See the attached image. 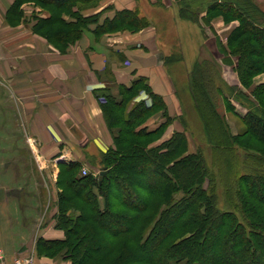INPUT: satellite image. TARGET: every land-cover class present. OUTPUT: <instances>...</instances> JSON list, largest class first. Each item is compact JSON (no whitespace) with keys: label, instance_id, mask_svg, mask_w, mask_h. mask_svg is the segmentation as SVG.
<instances>
[{"label":"trees","instance_id":"16d2710c","mask_svg":"<svg viewBox=\"0 0 264 264\" xmlns=\"http://www.w3.org/2000/svg\"><path fill=\"white\" fill-rule=\"evenodd\" d=\"M92 1L14 0L8 15L20 16L26 2L41 7L48 16L36 21L34 32L62 48L74 44L89 24L97 22L98 15L82 17L74 10ZM205 9L207 18L221 12L240 20L241 31H235L233 37L246 38L255 46L250 51L242 48L245 45L237 50L238 72L245 71L250 80L264 71L262 28L234 2L217 1ZM64 15L72 19L66 20ZM147 25L137 13L121 11L92 33L101 37L119 30L134 32ZM142 84L149 88L139 79L123 89L130 93ZM253 95L258 107L244 114L237 113L226 98L228 111L246 130L237 139L225 129L217 139L214 148L229 151L232 163V169L224 168L220 178L200 152L183 156L186 139L181 134L147 149L144 141L154 137L162 123L154 130L137 127L162 104L156 95L149 93L150 104L134 100L129 110L121 99L106 95L110 101L100 106L108 131L112 134L119 125L125 127L114 136L117 148L102 154L98 175H82L78 162L59 164L54 218L64 239L39 240V255L53 257L62 252L70 264H264V103L260 101L264 84L254 89ZM95 97H100L96 91ZM108 105L118 111L125 106L123 116L110 117ZM209 107L216 112L211 102ZM250 146H256V151ZM101 171L105 175L99 180ZM219 184L222 190L218 196ZM157 199H164L165 206L154 213L153 222L142 225L143 216L149 217ZM71 211L77 215L70 216Z\"/></svg>","mask_w":264,"mask_h":264},{"label":"crops","instance_id":"0c3cea01","mask_svg":"<svg viewBox=\"0 0 264 264\" xmlns=\"http://www.w3.org/2000/svg\"><path fill=\"white\" fill-rule=\"evenodd\" d=\"M13 2L0 0V120L16 122V136L27 139L32 169L41 177L23 182L13 171L0 179V264H70L62 252L39 255L37 243L63 239L54 221L58 165L79 162L85 168L83 153L104 152L110 144L94 92L109 81L130 88L144 79L168 104L172 87L163 62L167 50L157 41L152 13L170 11L182 42L188 25L178 18L172 0H94L74 9L82 17L98 15L94 27L88 26L74 44L59 48L34 32L38 18L48 16L45 10L26 2L20 16L9 18ZM121 11L135 12L151 26L134 34L119 30L94 36L97 25ZM141 100L150 104L145 96ZM161 118L143 127L154 130Z\"/></svg>","mask_w":264,"mask_h":264},{"label":"rangeland","instance_id":"374dc122","mask_svg":"<svg viewBox=\"0 0 264 264\" xmlns=\"http://www.w3.org/2000/svg\"><path fill=\"white\" fill-rule=\"evenodd\" d=\"M217 1L236 3L264 32V0H186L183 2L182 0H172L177 8L178 18L188 25V33L184 32L183 42L178 39L177 27L170 11L167 14L162 10L153 11L152 13L153 20L155 19L157 22L154 26L157 41L167 50V56L163 59V62L172 87V97L169 99V103L167 104L162 97L155 94L151 88L144 87L143 84L138 87L134 86L133 90L127 93L122 86L109 81L106 88L95 91L96 94H100L97 99L99 106L101 104L107 105V102L110 101L105 99L107 95L121 99L125 105H128L127 110L130 109L134 100L137 101L140 96L148 98L149 93L156 95L162 101V104L146 116L137 127L141 128L149 120L157 118L160 114L164 115L161 118L162 126L156 135L144 141L147 149L156 148L173 138L174 135L181 134L186 139L183 156L200 152L210 170L220 178L223 177L224 168L226 171L232 169H230L232 163L230 164L231 154L229 151L219 150V147L214 148L217 139L222 135V132L225 134V131L239 139L246 130L244 123L228 111L225 103L226 98H229L239 114H244L246 110L258 107L259 102L257 97L253 95V91L264 84V71L254 75L250 80L246 78L247 73L245 71L238 72L239 58L237 53L240 47L245 45L242 48L250 51L255 46L252 43L248 44L246 38L236 39L233 37L235 31H241V21L233 18L231 14L225 15L216 12L214 14L210 13L209 18H207L205 8ZM182 3L186 4L187 8ZM47 15L48 13L45 11L44 16ZM92 24H89V26L94 27ZM150 26L148 24L134 32L129 30H121V32L128 31L134 34ZM231 50L236 53L233 55ZM260 101L264 103L263 98ZM209 102L212 103L217 113H214L212 108L209 107ZM107 107L110 111L112 110L111 105ZM124 112L125 106L121 111L113 109L109 115L114 118L119 115L123 116ZM124 128L123 125H119L113 130L112 134L108 131L110 144L104 152H97L94 155L83 153V166L87 173L98 175L103 164L102 154L117 148L114 136L119 133V130L124 131ZM16 134L15 121L0 120V179L7 174L11 177L10 174L16 171L17 177L24 178L22 179V181L25 180L23 182L31 179L36 180L41 175L37 174V169H32L33 162L28 158L31 152L28 147H25L26 143H29L25 137L17 138ZM132 140L131 142L135 141V139ZM126 147L127 144L123 148ZM249 149L256 151L257 148L256 146H250ZM59 171L58 165V174ZM227 174L228 172L224 176ZM57 178L58 175L56 181ZM220 189L222 190V186L219 184L218 196L221 193ZM18 195L20 196V194ZM175 196L177 197L179 194ZM163 201L164 199L154 201L155 206L149 212L147 219V214L143 216L142 225L144 222H153L154 213L165 206ZM69 214L70 216L77 215L73 211ZM54 221L55 227L63 234L64 239L63 230L56 226L57 221L55 218ZM31 227L33 228V226Z\"/></svg>","mask_w":264,"mask_h":264},{"label":"built area","instance_id":"2783aa9c","mask_svg":"<svg viewBox=\"0 0 264 264\" xmlns=\"http://www.w3.org/2000/svg\"><path fill=\"white\" fill-rule=\"evenodd\" d=\"M81 172H82V175H85L87 173L85 168H82ZM29 263H30V261L23 262L21 260H17V261H15L14 264H29Z\"/></svg>","mask_w":264,"mask_h":264},{"label":"water","instance_id":"95a60500","mask_svg":"<svg viewBox=\"0 0 264 264\" xmlns=\"http://www.w3.org/2000/svg\"><path fill=\"white\" fill-rule=\"evenodd\" d=\"M104 175H105V171H101V172L99 173V180H100L101 177L104 176Z\"/></svg>","mask_w":264,"mask_h":264}]
</instances>
